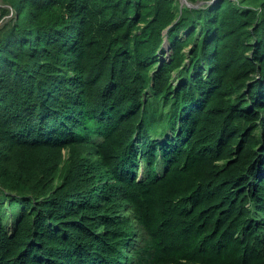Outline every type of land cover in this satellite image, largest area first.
I'll list each match as a JSON object with an SVG mask.
<instances>
[{"label": "trees", "instance_id": "trees-1", "mask_svg": "<svg viewBox=\"0 0 264 264\" xmlns=\"http://www.w3.org/2000/svg\"><path fill=\"white\" fill-rule=\"evenodd\" d=\"M0 264H264V0H4Z\"/></svg>", "mask_w": 264, "mask_h": 264}, {"label": "rangeland", "instance_id": "rangeland-1", "mask_svg": "<svg viewBox=\"0 0 264 264\" xmlns=\"http://www.w3.org/2000/svg\"><path fill=\"white\" fill-rule=\"evenodd\" d=\"M16 11L4 0H0V28H4L15 18Z\"/></svg>", "mask_w": 264, "mask_h": 264}, {"label": "water", "instance_id": "water-1", "mask_svg": "<svg viewBox=\"0 0 264 264\" xmlns=\"http://www.w3.org/2000/svg\"><path fill=\"white\" fill-rule=\"evenodd\" d=\"M184 3H189L187 0H182ZM189 5H191L190 3H189ZM191 6H193V5H191Z\"/></svg>", "mask_w": 264, "mask_h": 264}]
</instances>
